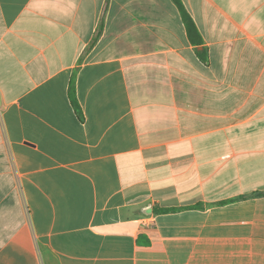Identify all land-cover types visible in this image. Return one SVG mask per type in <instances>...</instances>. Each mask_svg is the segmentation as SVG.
Masks as SVG:
<instances>
[{
	"label": "crops",
	"instance_id": "1",
	"mask_svg": "<svg viewBox=\"0 0 264 264\" xmlns=\"http://www.w3.org/2000/svg\"><path fill=\"white\" fill-rule=\"evenodd\" d=\"M180 1L0 0V264H264V0Z\"/></svg>",
	"mask_w": 264,
	"mask_h": 264
},
{
	"label": "trees",
	"instance_id": "2",
	"mask_svg": "<svg viewBox=\"0 0 264 264\" xmlns=\"http://www.w3.org/2000/svg\"><path fill=\"white\" fill-rule=\"evenodd\" d=\"M173 2L175 3V5L177 6V8L180 12V15H181V18H182L188 39L192 43H194L196 46L200 45L201 44V37L199 35V32H198L193 20L191 19L189 14L184 9L180 0H173ZM202 58H203L202 60L204 61L205 58L204 57H202ZM69 96H70V100H71L72 105L74 106L76 112L79 114L80 109H79V105L77 103V100L75 98V91H74V86L72 83H71L70 90H69Z\"/></svg>",
	"mask_w": 264,
	"mask_h": 264
}]
</instances>
